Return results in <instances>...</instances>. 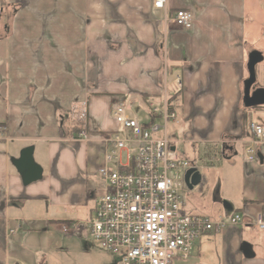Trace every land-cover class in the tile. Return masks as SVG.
Masks as SVG:
<instances>
[{
    "label": "crops",
    "instance_id": "obj_1",
    "mask_svg": "<svg viewBox=\"0 0 264 264\" xmlns=\"http://www.w3.org/2000/svg\"><path fill=\"white\" fill-rule=\"evenodd\" d=\"M154 2L0 0V264H43L51 232L91 247L107 135L122 129L113 111L131 102L153 122L151 103L164 97L177 113L171 121L183 123L179 138L169 136L172 149L184 157L178 146H188L202 176L193 189L212 190L208 206L191 211L217 221L242 216L173 264H264V230L255 223L264 214V142H253L250 129L264 126V105L243 101L253 51L263 60L252 91L264 88V0ZM179 9L193 14L192 29L174 22ZM83 102L87 138L78 139L67 120ZM247 145L259 160L246 159ZM29 146L43 174L26 184L14 161ZM72 223L77 229L65 233Z\"/></svg>",
    "mask_w": 264,
    "mask_h": 264
},
{
    "label": "built area",
    "instance_id": "obj_2",
    "mask_svg": "<svg viewBox=\"0 0 264 264\" xmlns=\"http://www.w3.org/2000/svg\"><path fill=\"white\" fill-rule=\"evenodd\" d=\"M166 0H155L164 8ZM174 22L192 29L193 14L179 9ZM175 83L182 88V80ZM155 121L147 122L133 112L131 102H120L113 111L121 130L107 135L109 149L99 174L106 181L105 191L96 198L95 213L88 221L89 236L114 256L117 264H173L174 259H188L202 235L223 229L227 223L240 224L242 216L233 212L228 220H214L205 214L190 213L181 197L185 174L199 168L197 160L179 156L172 149L168 122L177 119L170 101L151 103ZM77 120L88 118L87 102L77 111ZM253 142H264V126L251 122ZM163 131L162 134H160ZM86 139L82 130L76 136ZM246 159L259 160L252 145L246 147ZM264 230V214L256 219ZM78 223L64 224L65 233L76 230Z\"/></svg>",
    "mask_w": 264,
    "mask_h": 264
},
{
    "label": "rangeland",
    "instance_id": "obj_3",
    "mask_svg": "<svg viewBox=\"0 0 264 264\" xmlns=\"http://www.w3.org/2000/svg\"><path fill=\"white\" fill-rule=\"evenodd\" d=\"M139 115L143 114L141 111H138ZM77 116L70 117L67 120V123L74 124ZM182 124L174 123L173 121L168 122V134L171 138L180 137L182 135L181 128ZM162 134L163 131H160ZM185 147V149H184ZM184 151H183V150ZM182 150V151H181ZM178 152L188 159L192 160L197 157L191 150L188 149L187 145L180 144L178 146ZM183 152V153H182ZM202 159L203 155H199ZM201 164H204L203 162ZM205 164H208L206 161ZM204 185L201 190L195 188L190 190L186 186L184 190L181 191V197L184 203L186 204V210L194 214H203V212L191 211V204L196 203L200 205L201 208H205L210 203V198L212 194L211 187ZM209 194V195H208ZM88 242L91 243V247L84 246L83 243L77 241L75 238H70L61 234L60 232H51L50 233V245L49 250L46 251V256L43 264H113L114 256L106 252L100 247L94 240L87 238ZM175 261V260H174Z\"/></svg>",
    "mask_w": 264,
    "mask_h": 264
},
{
    "label": "water",
    "instance_id": "obj_4",
    "mask_svg": "<svg viewBox=\"0 0 264 264\" xmlns=\"http://www.w3.org/2000/svg\"><path fill=\"white\" fill-rule=\"evenodd\" d=\"M263 60L260 51H253L249 54L247 68L249 77L244 83V104L246 107H256L264 105V88H252L256 82V65ZM262 159V155H259ZM18 171L22 174L26 184L36 181L42 177L43 169L34 159L33 146L26 147L22 150L20 158L14 161ZM202 176L197 168H190L185 174V183L189 189H193L201 182Z\"/></svg>",
    "mask_w": 264,
    "mask_h": 264
},
{
    "label": "trees",
    "instance_id": "obj_5",
    "mask_svg": "<svg viewBox=\"0 0 264 264\" xmlns=\"http://www.w3.org/2000/svg\"><path fill=\"white\" fill-rule=\"evenodd\" d=\"M71 129V132L74 134V137H76L79 132L84 130L83 123L81 121L76 120Z\"/></svg>",
    "mask_w": 264,
    "mask_h": 264
}]
</instances>
